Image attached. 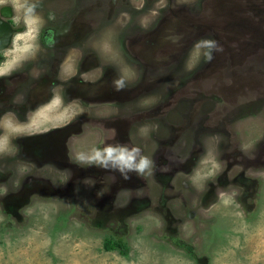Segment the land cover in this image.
Instances as JSON below:
<instances>
[{
	"label": "rangeland",
	"instance_id": "1",
	"mask_svg": "<svg viewBox=\"0 0 264 264\" xmlns=\"http://www.w3.org/2000/svg\"><path fill=\"white\" fill-rule=\"evenodd\" d=\"M4 6L20 33L0 56V75L28 57L45 63L42 73L61 66L62 81L80 88L91 130L121 140L116 160L137 168L140 182L111 172L95 191L92 181L68 188L59 172L57 195L26 200L9 195L23 173L8 176L0 160V264H264V0H0V12ZM83 68L86 81L106 70L118 83L86 91L75 78ZM121 79L144 94L143 109L155 107L139 130L127 115L138 107L117 93ZM93 149L85 157L94 162ZM119 241L123 247L106 249Z\"/></svg>",
	"mask_w": 264,
	"mask_h": 264
},
{
	"label": "flooded vegetation",
	"instance_id": "2",
	"mask_svg": "<svg viewBox=\"0 0 264 264\" xmlns=\"http://www.w3.org/2000/svg\"><path fill=\"white\" fill-rule=\"evenodd\" d=\"M9 12L11 16L8 17ZM13 12V9L7 6L2 7L0 12V19L10 23L15 31L11 44L7 49L12 47L14 39L20 33V30L16 29L11 23ZM136 41L132 42L136 43ZM43 47L45 49L46 46ZM7 49L0 51V56ZM30 58L28 57L24 61L25 65L21 69L14 67L7 71L9 73L0 75V160L3 164L9 165L8 176L14 178L15 174L19 172H22L24 176L22 185L16 190L18 192L12 190L9 195L15 194V198L19 197V194L25 195L26 200H29V197L38 195H57L60 189L56 184V179H58L56 174L59 172L64 176L67 174L68 188L75 182L78 183L77 186H85L86 182L92 181L90 187L95 191L99 187L96 182L106 183V180L108 182L107 177H110L111 172L122 179L123 183L140 182L137 176H133V173L137 175V168L131 169L130 165L125 164L124 161L116 160L119 149L123 148L121 140L118 137L110 139L98 130H91L86 122L89 116L86 118L88 114H84V103L78 101L82 100L81 95L79 96L80 88L73 84L69 85L71 82L66 84L67 81H72L69 79L63 80L69 86L68 88L63 84L61 66L55 64L51 70L46 67L42 73L38 71L39 65L45 66V63L38 61L34 64L28 60ZM60 64L66 66V63ZM86 70L85 68L81 69L75 77L80 79V82L86 83V86H88L86 91L96 92L104 88L107 89V86L111 84L110 81L118 83L112 76L115 74L106 72V70L101 72L99 79L86 81ZM15 79L18 80L14 82ZM147 83H142V87L152 85L150 82ZM120 85L122 86L117 93L122 95L120 99L124 100L122 104L132 103L138 107V109L132 110L133 114L127 115L132 117L137 130L140 127H145L139 123L142 119L144 120V117L146 118L149 114L155 112V107L150 106L148 110L143 109L144 107L140 106L139 102L144 94L140 90L128 89L127 84L122 79ZM111 92L113 91L111 90ZM113 94L115 95L116 92H113ZM56 95L61 100L60 106L55 104ZM86 96H88L87 92ZM40 109H42V113H40ZM127 115L122 114V119L126 122L129 120ZM74 117H81L84 124L82 125L83 122H80L77 126L74 123L76 119ZM94 120L95 123H98L102 121V118L96 117ZM89 130L91 131L88 132ZM84 134L86 136L80 139V136ZM111 134L114 135L112 132ZM123 136H125L123 138L124 142H130L131 144L130 139L126 135ZM75 138L76 142L74 141ZM82 140H89V142L87 144L81 143ZM92 140H96L103 146L100 145L101 148L95 146ZM91 146L94 148L92 152L95 155L97 154V160L94 162L85 157L87 150L92 148ZM108 149H111V152L105 153V150ZM114 155L115 157H113ZM99 157L102 159L100 160ZM107 158L115 159L113 164L110 167L108 165L98 167ZM92 163H96V167ZM108 186V184H105V187L108 188Z\"/></svg>",
	"mask_w": 264,
	"mask_h": 264
},
{
	"label": "water",
	"instance_id": "3",
	"mask_svg": "<svg viewBox=\"0 0 264 264\" xmlns=\"http://www.w3.org/2000/svg\"><path fill=\"white\" fill-rule=\"evenodd\" d=\"M11 16L10 12L8 17ZM15 31L10 23L0 19V51L7 49L12 41Z\"/></svg>",
	"mask_w": 264,
	"mask_h": 264
},
{
	"label": "trees",
	"instance_id": "4",
	"mask_svg": "<svg viewBox=\"0 0 264 264\" xmlns=\"http://www.w3.org/2000/svg\"><path fill=\"white\" fill-rule=\"evenodd\" d=\"M123 242L122 241H119L118 243H114V244H112V243H107V245H106V249L108 250V251H111V250H116L117 248H121V247H123Z\"/></svg>",
	"mask_w": 264,
	"mask_h": 264
},
{
	"label": "clouds",
	"instance_id": "5",
	"mask_svg": "<svg viewBox=\"0 0 264 264\" xmlns=\"http://www.w3.org/2000/svg\"><path fill=\"white\" fill-rule=\"evenodd\" d=\"M107 151H109V153L111 152V149H108Z\"/></svg>",
	"mask_w": 264,
	"mask_h": 264
},
{
	"label": "bare ground",
	"instance_id": "6",
	"mask_svg": "<svg viewBox=\"0 0 264 264\" xmlns=\"http://www.w3.org/2000/svg\"><path fill=\"white\" fill-rule=\"evenodd\" d=\"M30 30V29H29ZM19 127H21V126H19Z\"/></svg>",
	"mask_w": 264,
	"mask_h": 264
}]
</instances>
